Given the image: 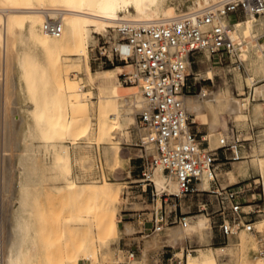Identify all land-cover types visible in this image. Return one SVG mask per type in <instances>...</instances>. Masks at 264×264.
Returning <instances> with one entry per match:
<instances>
[{
	"label": "bare ground",
	"instance_id": "bare-ground-1",
	"mask_svg": "<svg viewBox=\"0 0 264 264\" xmlns=\"http://www.w3.org/2000/svg\"><path fill=\"white\" fill-rule=\"evenodd\" d=\"M220 1L192 0L189 9L204 8ZM182 11L177 9L174 0H0V165L3 177L0 186V240L4 249L3 264H79L80 259L88 260L90 264H99L101 259L103 264L121 262L120 256L111 257L107 248L115 234L120 232L116 219L123 186L108 179H103L101 183H83L80 177L71 176L74 163L75 166L78 163L82 166L87 158L78 154L74 162L70 144L66 142L81 147V140L89 138V95L92 93L84 89L85 85L80 82L82 78L76 79L72 71L77 72L84 61L86 77L98 88L97 141L99 150L101 143L106 144L103 148L106 159L111 167H115L121 161V142L132 139L128 128L137 125L135 113L144 105V98L139 86L121 83L119 74L124 71V66L93 72L89 63L90 46L99 42V35L108 36L113 41L112 38L117 37V27L124 22L171 18ZM49 18L62 22L60 36H52L43 30V23ZM223 20L228 19L215 17L214 23ZM233 27L232 36L237 44L238 56L242 59L244 56L251 71L247 76L249 86L253 87L251 94L241 100L229 86H220L217 90L202 88L199 96L184 95V103L190 112L206 117V112L210 110L215 124H219V116L223 113L239 120L247 117L252 100L256 101V110L264 104V41H260V36L264 34V15L247 14L235 20ZM206 56L210 61L211 54L206 52ZM210 73L213 75L212 71ZM254 73H261L259 81L262 83H257ZM17 89L31 103L27 107L31 121L25 138L30 137V142L37 138L41 143L37 147H45L52 154L50 164H41L35 144H26L19 155V180L15 176L18 183L12 180L15 173L11 167L14 151L11 148L13 135L25 119L17 113L13 97ZM211 131L207 137L209 147L216 149L223 135L217 139L214 133L220 134L219 129ZM147 151L152 152L153 145L147 144ZM260 151L264 153V144ZM255 162L264 180V155L258 156ZM242 172V165L237 171L229 170V181H235ZM151 178L159 196L180 195L177 179L160 168L154 170ZM61 180L65 184L59 183ZM46 181L55 184L51 192L54 194L43 191ZM200 187L212 190L208 178ZM47 196L63 199L71 208L70 215L54 219L56 204L44 202L42 198ZM60 221L65 226L53 228V223ZM176 226L168 231L170 242L181 239L187 231L202 236L209 228V218L205 213L186 226ZM256 227H264V218L256 223ZM251 234L254 235L242 230L240 244L246 245ZM156 236L153 242H157ZM66 237H71L76 247L68 254L62 251V238ZM58 256L64 258L57 260ZM262 260L264 256H258L253 264ZM139 263L140 260H131V264ZM189 264L219 263L214 251L210 250L202 260L190 255Z\"/></svg>",
	"mask_w": 264,
	"mask_h": 264
},
{
	"label": "built area",
	"instance_id": "built-area-1",
	"mask_svg": "<svg viewBox=\"0 0 264 264\" xmlns=\"http://www.w3.org/2000/svg\"><path fill=\"white\" fill-rule=\"evenodd\" d=\"M234 13L242 14L240 18L247 14L264 15V0H221L204 8L179 12L171 18L124 22L117 27V37L104 43L107 45L102 47L101 54L113 64L117 62L125 67L119 75L121 83L139 86L144 98V105L135 113L137 125H134L139 145L145 149H140L139 156L142 159L141 189L144 192L150 189L153 199L159 196L151 178L156 168L177 179L180 195H174L176 197L209 192L200 187L208 178L214 187L211 192L216 203L210 206L205 203L203 211L220 217V220H211L221 236L218 244H228L230 238L244 230L255 235L254 254L264 256V232L256 227L253 217L260 210H245L244 206L251 202L250 195L242 194L241 186H222L218 177V150L229 148L238 154L242 138L233 132L230 141L223 137L220 146L211 149L209 141L195 128V116L184 103V95L197 94V78L192 71L197 54L209 52L212 61L217 54L219 60L223 55L239 58L232 36L235 20L230 15ZM215 17L228 20L214 23ZM43 30L60 36L63 25L58 19L49 18L44 21ZM254 131L252 125L248 139L253 137ZM147 144L153 145L152 154H148ZM189 217L156 206L151 221L155 231H163L172 224L186 226ZM192 252L193 249H186V257ZM3 254L0 240V264H3ZM136 254L135 250H128V257Z\"/></svg>",
	"mask_w": 264,
	"mask_h": 264
},
{
	"label": "rangeland",
	"instance_id": "rangeland-1",
	"mask_svg": "<svg viewBox=\"0 0 264 264\" xmlns=\"http://www.w3.org/2000/svg\"><path fill=\"white\" fill-rule=\"evenodd\" d=\"M174 2L176 3L177 9L183 11L188 10L189 6L193 4L192 0H174ZM241 16L242 14L234 13L230 15V18L232 20H237ZM109 41L110 38L108 36L99 35V42H97L95 46L94 45L90 46L89 63L91 65V68L93 69L92 70L93 72L118 65L123 66L122 64H119L117 62L113 64L101 54L102 47L107 45L104 43H108ZM260 41H264V34L260 36ZM219 57H220L219 54H217L215 55V61H212V59L211 61H208L206 53H200L196 55V62L193 63L192 65V71L195 73V75L197 76L196 73L198 71L201 72L203 69L210 67L213 73V77L196 79L195 92L199 93L201 87L204 86L209 89H218L220 86H229L233 94L236 95L237 98L241 100H245V98L249 94H251L253 87L249 86L250 84L247 79V76L249 75V73H251V71H249L246 66V61L244 60V56L242 59L241 57L238 58L237 56L223 55L221 60H219ZM200 59L204 60V62L201 63ZM124 70L126 69L124 68ZM85 74H86L85 62L82 61L81 68L77 70V72L72 71V75H74L76 79H79L81 77L82 79L80 82L83 85H85L84 89L86 91H90L93 93L92 94L89 92L91 94L89 95V99H90L89 102L91 103L90 136L89 138H87L88 140L87 139L81 140L82 141L81 145H83L81 147H76L74 146V144L70 143L69 141H67L66 144H70V150L74 162H75V157L78 156V154L82 156L86 155L87 158V160L83 162L84 163V165H82L83 167L79 163H78L79 165L77 164L75 166L76 162L74 163L71 176H73L74 178L80 177L83 183H86L87 181L101 183V181L103 182V179H108L114 182H120L121 187L123 186L121 200H120V211L118 212L116 219L120 232L115 234V236L111 241V244L107 248V252L109 253V255L111 257L120 256L121 262L119 264H131V260H136V259L140 260L141 264L142 263L143 264H187L189 260L186 257V249H193V252L191 254L197 260H202L204 259L205 254L209 252L212 248L214 250V254L219 264H250V263L253 264L254 263L253 261L258 257L252 251L253 248L256 247V244L254 242L255 235L252 234L249 235V240L247 241L246 245H241L239 242V239L241 237L240 236L241 231L237 236L230 238L228 244H212V237L218 231L217 228L214 227L211 218L209 219L208 230H210L211 226L213 227L209 234H208V230L202 236H198V234L194 231H187L186 233H184V236L186 234L189 235L183 241L178 242L174 245L166 241L164 242L167 235L166 230L164 229L158 234V240L156 241L159 242L157 244H149V247L147 248V252H145L146 253L145 255L144 250L147 247L146 244L149 243L147 241H151L155 236V233H157L153 229L152 231H149V233H147L148 236L144 238L145 245L143 246L144 248L143 251L140 254H136L135 257H131V258L128 257V250L131 246L130 244L134 242L135 235L132 233H134L135 229L138 228L137 224H139L137 217L133 215V213H136L137 210H139L140 212L142 208L148 207L150 208L148 209V211L150 212V217H151L152 216L151 212L156 206L158 207L168 206L167 208H170V206L175 204L176 202L185 203L186 198H188L189 196L185 197L183 195L181 197H176L174 195L169 194L167 196H162V197L156 196L153 199L150 189H149L150 194H143V195L141 194L142 186L141 183H139V179H141L142 177L141 176L142 159L139 156L141 154L140 149L141 148L144 149V147H141L139 145L140 143L139 137L137 138L135 137L138 135H137V129L135 128L134 125H131L128 128V130L132 132V136H133L132 139L126 142L125 141L121 142L122 148H121L120 163L115 167H111L108 164V161L106 159L107 156L105 154V150L103 149L105 148L104 146H106V144L101 143V148L99 150V142L97 141V136H96L97 121H98L97 117L99 115L97 104H98V99L100 98V94L98 93L99 92L97 90L98 88L92 85V83H90L89 77L88 76L86 77ZM253 76L257 80V83H262V81H259L261 73H254ZM19 91L20 90L17 89L13 97L15 98V103H16L15 105L18 109L17 113L21 114L24 117L25 121L22 125L20 124L21 126H19V128L17 127L13 135V140H12L13 145L11 144L12 145L11 149L14 150V151L11 150L13 153L12 156L13 160L10 158L11 161H13V163L11 162L12 163L11 165H13L11 166L13 168L12 172L15 173L14 177H12V180H14V182L16 181L17 183L21 171L20 163H18L19 155L20 152H23V150H25L26 144L27 145L30 143H31L30 145L35 144L34 147L36 146V151L38 152L36 155L41 164L46 163L45 165H48L51 163V159H52L51 157L52 154L50 153L49 150H47L45 147H41V148L37 147L38 144H41L37 138H35L36 139L35 140L32 137L33 140H31V142H30L31 139L30 137L25 138V136L28 134L27 130H29L28 123L31 121L27 107L28 105H31V103L26 101L24 94L21 91L20 92ZM251 103L252 104L247 110V117L246 116L242 117V120L241 118L239 120L223 115L220 118L221 120V124L219 126L220 134L219 132H215L214 133L215 137L214 135H212V137L218 139L223 135V137L227 138V140L230 141L233 138V132H234L235 135L239 134L240 137L242 138V141L240 143H242L243 145L239 147V155L233 152V150L229 148H223L218 150V154H217L218 156L217 165H218V173H219L218 177L221 183L228 182L229 185L231 184L234 185L235 187L241 186V189L244 190L242 194L250 195L251 198L250 203L253 204V209L260 210L259 212L254 213L253 217L255 218L256 221H261V219L264 218V196H263L264 184L262 182L260 169L258 168L257 162L255 161H257L258 156L264 155V153L260 151L261 146L264 144V104L260 110H256L255 109L256 101L252 100ZM201 121H202L201 118H198V123H196L195 128L200 130L202 135L211 134L209 125L201 124ZM252 125L255 126L254 135L251 139H248L250 138L249 130L251 129ZM23 137L25 140L23 139ZM26 141H28V143ZM152 153L153 151L148 152V154H152ZM0 164H2V162H0ZM241 165L244 167V172H242V174H240L235 181L232 182L229 181L227 171L229 170L237 171V168ZM15 176L17 180L15 179ZM2 180H3L2 166L0 165V186L2 184ZM59 183L65 184V181L61 180ZM54 185L55 184L52 181H46L44 187L46 186L47 189L46 187L42 188L45 194H50L51 192H53ZM155 191H156V187H155ZM207 194H214V193L201 192L200 195H196V196L206 198ZM46 198L43 197L42 200H44V202H47L48 204L50 203L56 204V209L54 210V214L52 216L54 219L59 217H66L67 215H70L71 208H68V206H66L65 202H63V199H52L51 197L49 198L48 196ZM165 199L168 201H166ZM144 200L146 202L144 204H141L140 202ZM187 205H184L185 211L188 210ZM201 206L202 208L204 207L203 205ZM218 207H219L218 205L215 206L216 209ZM250 209L252 208L246 207L245 210H250ZM144 211L146 210H143L141 212ZM201 213H206V211H195L193 213H188V215L191 216ZM206 215L208 218L210 217L209 214L206 213ZM56 224L57 222L53 223L52 225L53 228L59 229L65 226V223H61V221L58 222L57 225ZM175 225L177 224H172L167 227H172ZM127 227H131L132 231L128 232ZM260 231L264 232V227L260 228ZM120 237L121 238L125 237V239H121ZM62 241H63L62 251L65 254L72 253L76 250L75 244L72 241L71 237L62 238ZM252 242H254V244ZM221 246L225 247V251H222L221 249H217V247H221ZM246 248H248V250ZM178 251H183V253L177 254ZM63 256H58L57 260H62L65 257ZM164 257L170 258V260H164ZM142 260L144 261L142 262ZM87 262L88 260L80 259L79 264L82 263L90 264ZM99 264H103L102 259ZM259 264H264V260L260 261Z\"/></svg>",
	"mask_w": 264,
	"mask_h": 264
},
{
	"label": "crops",
	"instance_id": "crops-1",
	"mask_svg": "<svg viewBox=\"0 0 264 264\" xmlns=\"http://www.w3.org/2000/svg\"><path fill=\"white\" fill-rule=\"evenodd\" d=\"M206 53V52H205ZM211 59H212V57H211ZM200 61H201V63H203L204 62V60H202V59H200ZM211 61V60H210ZM206 71H207V74H206ZM210 71H212L211 70V68L210 67H208V68H205L204 69V71H201V73L198 71L197 72V74H198V76H197V78L198 79H200V78H212L213 77V75H210L211 73H210ZM203 72V73H202ZM204 73H205V75H204ZM213 74V73H212ZM210 75V76H209ZM200 76V77H199ZM204 88H206V89H209V88H207V87H201V91L203 90ZM213 90H217V89H213ZM200 91V92H201ZM199 93H197V94H192V95H190V96H199L198 95ZM189 96V95H188ZM205 111H207V109L205 108L204 109ZM208 112V113H207ZM206 112V114H207V116L206 117H204V116H202V115H200V116H195V113L194 112H192L193 114H194V116H195V123H198V118H201V124H208L209 125V128H210V131L211 130H218L219 129V126H220V124H221V120H220V118L224 115V116H228V114L227 113H223V114H220V116H219V124H215L214 123V121H215V119H214V115H212V112L210 111V110H208ZM229 117L230 118H234V119H236L234 116H232V115H230L229 114ZM212 132V131H211ZM138 135V134H137ZM205 136V138L207 139V140H209L207 137L209 136V135H204ZM133 137V136H132ZM136 138L137 137H139V135L138 136H135ZM209 145H210V141H209ZM121 148L122 147H120V150H119V155H120V157H121ZM238 151V150H237ZM238 155H239V151H238ZM240 162H242V161H240ZM228 172V171H227ZM261 174V173H260ZM218 175H219V173H218ZM261 177H263V175L261 174ZM229 179V178H228ZM239 182V181H238ZM237 182V183H238ZM262 182H264V180H263V178H262ZM223 186H226V185H229V183L227 182V183H221ZM211 187H212V190L211 191H213V186H212V184H211ZM141 191H142V195L143 194H150L149 192L147 193V192H144L142 189H141ZM211 191H209V192H211ZM212 193V192H211ZM197 195V193H192V194H189V195H186L185 197H187V196H189L188 198H186V202L185 203H182V202H180V203H175V204H173V205H171L170 206V208H167L168 206H165V208H166V210L167 211H169V210H175L176 211V214H180V213H184V214H188V213H193V212H195V211H203V208H202V206L201 205H203L204 206V203H207L208 204V206H210L211 204H214L215 205V195L214 194H207V197L206 198H203V197H199V196H196ZM146 201L144 200V201H141L140 203L141 204H144ZM188 204V205H187ZM184 205H187V208H188V210L187 211H185L184 209ZM246 207H249V208H252L253 209V204H246L245 206H244V208L246 209ZM148 209H150V208H148V207H145V208H142L141 210H140V212H139V210H137V212L136 213H133V215H135L136 217H137V220H138V222H139V224H137V227L138 228H136L135 229V231H134V233H132V234H134L135 236H134V242H132L130 245V248H129V250L130 249H132V250H135L136 252H137V254H140L142 251H143V246L145 245V243H144V238L145 237H147L148 236V234L147 233H149V231H152L153 230V227H154V222L153 221H151V218L153 217V210H152V212H151V214H152V216L150 217V212L148 211ZM143 210H146V211H144V212H141V211H143ZM201 214H205V213H201ZM201 214H196V215H191L189 218H188V222H192V221H194L195 219H196V217L197 216H199V215H201ZM171 215H173L172 213H171ZM211 217V219L212 220H214V219H217V220H220V217L218 216V215H211L210 216ZM210 217H209V219H210ZM258 221H256V223H257ZM178 226H180L181 224H177ZM125 227H126V225H125ZM173 227H177L176 225L175 226H172V227H167L166 226V228H164L165 230H166V239L164 240V242L166 241V242H168V243H170V244H172V245H174V244H176V243H178V242H181V241H183L189 234H186L185 236H183L181 239H178V240H175V241H173V242H170L169 241V229L170 228H173ZM211 229H212V226H211V228H210V230H208V234L211 232ZM127 231L128 232H130V231H132V228L131 227H127ZM218 231V230H217ZM156 232H158V231H156ZM159 232H161V231H159ZM156 235H158V234H156L155 233V236ZM155 236L153 237L154 239H155ZM198 236H200V235H198ZM157 237V236H156ZM121 238V237H120ZM121 239H125V237H122ZM154 239H152L151 241H147V242H149V243H147L146 245H147V247H146V249L144 250V254L146 255V253L145 252H147V248L149 247V244H157L159 241H157V242H153L154 241ZM221 241V236H220V234H219V232H217L216 234H214V236L212 237V244H218L219 242ZM217 249H221L222 251H225V247L224 246H221V247H217ZM211 250H213L212 248H211ZM214 251V250H213ZM180 253H183V251H178L177 252V254H180ZM190 255H192L191 253L188 255V262H187V264H189V262H190ZM164 260H168V258L167 257H164ZM219 263V262H218Z\"/></svg>",
	"mask_w": 264,
	"mask_h": 264
}]
</instances>
